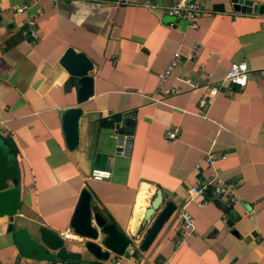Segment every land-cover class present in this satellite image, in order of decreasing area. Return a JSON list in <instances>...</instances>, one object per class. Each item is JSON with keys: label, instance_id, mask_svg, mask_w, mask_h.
I'll return each instance as SVG.
<instances>
[{"label": "crops", "instance_id": "0c3cea01", "mask_svg": "<svg viewBox=\"0 0 264 264\" xmlns=\"http://www.w3.org/2000/svg\"><path fill=\"white\" fill-rule=\"evenodd\" d=\"M27 1L0 0V140L19 167L17 227L34 238L40 226L78 235L71 220L87 188L93 210L129 240L142 238L152 222L145 211L160 189L163 205L172 201L175 210L147 249L97 259L88 238H63L64 246L97 264H264V14L236 11L231 0H204L207 12L192 27L166 11L174 0H157L154 12L144 0H43L33 39L26 13L15 12ZM68 47L93 62V94L82 103L60 63ZM176 50L179 67L164 85L177 92L154 101L158 73ZM240 60L250 68L247 84H222ZM211 86L220 92L203 107L199 99ZM78 105V142L70 149L63 114ZM173 126L180 130L171 139L165 132ZM116 129L132 135L129 157L115 154ZM209 150L213 163L205 159ZM93 168L109 169L111 177L93 179ZM215 172L234 186L238 201L209 194L204 205L189 202L195 230L176 246L182 200ZM9 224L0 216V264H66L21 254Z\"/></svg>", "mask_w": 264, "mask_h": 264}, {"label": "water", "instance_id": "95a60500", "mask_svg": "<svg viewBox=\"0 0 264 264\" xmlns=\"http://www.w3.org/2000/svg\"><path fill=\"white\" fill-rule=\"evenodd\" d=\"M236 11L246 13L264 14V3L254 0H231ZM60 63L68 66L70 78L69 87L78 85L77 100L84 102L93 94V76L89 72L93 69V62L82 51L68 47ZM81 106H71L64 111L63 128L67 146L75 148L78 142V120L82 114ZM19 167L10 150L3 146L0 140V216L9 219L8 231L13 235V241L19 252L40 260L66 261V264H97L83 260L81 252L69 251L64 246L63 237L56 231L40 226L39 237L31 236L27 228L17 227L15 215L20 207ZM11 181L14 186H8ZM91 192L85 188L82 190L78 204L71 220V227L79 236L88 238L85 246L97 259H108L110 251L124 254L128 244V237L119 230L117 225L109 222L99 211L93 210ZM175 210V204L168 201L163 205V196L160 189L145 211V218H152L148 226L141 246L147 249L164 222ZM100 241V242H99ZM102 244L107 248L104 250Z\"/></svg>", "mask_w": 264, "mask_h": 264}, {"label": "built area", "instance_id": "2783aa9c", "mask_svg": "<svg viewBox=\"0 0 264 264\" xmlns=\"http://www.w3.org/2000/svg\"><path fill=\"white\" fill-rule=\"evenodd\" d=\"M42 1L43 0H28L27 2L18 4L15 7L16 13H26L24 21L27 25L28 33L33 39L38 38L37 29L39 18L43 14ZM50 1L57 3L59 0ZM114 2L116 4H129L132 3V0H114ZM142 4L153 12L156 11L158 7H161V4H159L157 0H144ZM164 8L169 14L175 16L176 18L187 19L192 27H197L198 19L207 12L204 0H174L171 4L165 5ZM171 25H174V22L171 23ZM181 57L182 56L179 50L174 51L167 68L158 73L159 85L151 95L152 100L160 101L164 99L165 96L177 92L176 86H165L164 83L171 74L172 70L179 67ZM249 71L250 68L244 60L232 62L225 77L222 79V84L230 83L243 88L248 82ZM180 80L193 88L199 86L197 81L188 76H182ZM219 92V87H209L207 92L200 97L199 104L203 107L207 106ZM179 130L178 126L170 127L166 130L165 135L171 139L176 138ZM116 138L115 154L120 157H129L133 149L132 135L126 131L116 129ZM205 159L207 162L213 163L215 159L214 152L209 150ZM111 173L112 172L109 169L93 168L90 177L96 180H102L111 177ZM209 194L217 199L227 198L231 202H236L239 199L234 186L216 172L211 177L203 178L199 181V183L191 186L187 196L182 200L179 207V221L181 223L182 235L177 238L176 246H180L195 230V218L187 209V204L191 201H195L199 205H204L209 201ZM74 236L78 235L72 234L71 232L63 234V238H71ZM142 238L136 237L130 239L124 254L127 253L129 255H133L134 252L140 248Z\"/></svg>", "mask_w": 264, "mask_h": 264}, {"label": "trees", "instance_id": "16d2710c", "mask_svg": "<svg viewBox=\"0 0 264 264\" xmlns=\"http://www.w3.org/2000/svg\"><path fill=\"white\" fill-rule=\"evenodd\" d=\"M3 141L7 144V146L11 147V149H12V144L8 140L3 139Z\"/></svg>", "mask_w": 264, "mask_h": 264}]
</instances>
